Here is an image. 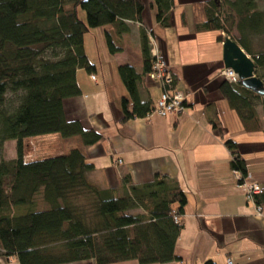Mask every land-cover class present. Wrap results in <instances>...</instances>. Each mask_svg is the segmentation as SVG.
Returning <instances> with one entry per match:
<instances>
[{
	"label": "trees",
	"instance_id": "obj_1",
	"mask_svg": "<svg viewBox=\"0 0 264 264\" xmlns=\"http://www.w3.org/2000/svg\"><path fill=\"white\" fill-rule=\"evenodd\" d=\"M264 0H208L195 4L196 33H218V42L232 38L255 62L264 83ZM156 8L161 29L173 27L175 0H0V255L19 264H166L179 257L176 242L184 228L186 200L180 189L156 194L150 187L132 189L116 198L88 181L94 166L75 147L64 155L27 160L29 140L57 134L78 136L92 146L101 135L79 120L66 118L64 102L81 95L77 72L92 74L85 52L91 29L113 26L128 32L127 22L143 25L144 73L149 77L154 58L144 13ZM86 13V22L81 17ZM111 53L117 51L106 32ZM128 94L123 99V121L147 118L155 112L151 102L137 95L141 75L134 67H119ZM95 76V75H94ZM93 77V76H92ZM174 78V74H173ZM219 91L250 133L264 132V96L223 77ZM175 85L177 82L175 81ZM178 85V84H177ZM17 104L7 110L8 94ZM13 101H9L11 105ZM186 103L184 104L185 107ZM262 111V114L260 111ZM214 128L222 130L213 122ZM15 141L17 158H4L6 142ZM225 145L231 166L243 183L248 165L232 140ZM164 179L159 183L162 185ZM264 214V188L253 196ZM48 208L39 210L38 202ZM143 209L142 214L131 211ZM178 218V221L175 220ZM205 264H217L208 260Z\"/></svg>",
	"mask_w": 264,
	"mask_h": 264
},
{
	"label": "crops",
	"instance_id": "obj_2",
	"mask_svg": "<svg viewBox=\"0 0 264 264\" xmlns=\"http://www.w3.org/2000/svg\"><path fill=\"white\" fill-rule=\"evenodd\" d=\"M200 1L208 2L175 0L173 27L166 30L155 19L156 8L147 3L144 13V26L154 34L161 57L186 94L184 109L168 117L153 112L147 118L123 121L122 101L127 98L131 106L132 99L119 67L130 65L141 75L137 83L140 101L156 106L163 91L159 81H152L144 73L143 25L127 22L129 29L123 34L113 26L91 29L84 43L95 70L92 74L83 69L77 72L81 95L66 100L64 109L69 121H81L102 138L92 146H84L79 137L73 139L75 142L64 138L62 141L68 143L56 156L69 152L64 149H81L94 166L87 174L88 181L119 199L144 186L153 191L152 197L174 187L180 189L186 204L184 228L175 249L179 260L166 264H205L208 260L217 264H264V214L259 213L235 176L230 165L233 158L225 145L226 140L238 144L248 165L250 177L246 182L264 188V132H247L219 91L223 43L218 42V33H196L194 12ZM106 32L115 44V53L109 50ZM93 75L96 81L91 80ZM213 122L219 124L220 132ZM12 142L15 157L11 159H15L17 143ZM29 142L32 144L35 138ZM28 151L27 160L42 158L40 153ZM131 213L142 214L143 209ZM0 264L19 261L0 255Z\"/></svg>",
	"mask_w": 264,
	"mask_h": 264
},
{
	"label": "built area",
	"instance_id": "obj_3",
	"mask_svg": "<svg viewBox=\"0 0 264 264\" xmlns=\"http://www.w3.org/2000/svg\"><path fill=\"white\" fill-rule=\"evenodd\" d=\"M149 41L151 43V51L154 58V66L153 70L149 74V78L152 81H159L162 84L163 91L162 95L159 97L156 102L155 113L162 117H168L170 114L179 113L184 109V104L186 102V94L183 90L174 82L173 72L171 66L166 62L160 55V51H158L156 41L154 37L150 35ZM220 76L227 80L229 83H239L241 80L238 75L234 72V70H228L223 68ZM92 79H96V76L93 75ZM238 180L241 179L240 174L235 173ZM250 176L247 177L248 180ZM246 180L241 183L242 187L247 189V195L251 199H253L255 195H259L262 193L263 188L254 183L246 182ZM259 213H262V208H258ZM175 220L178 221V218L175 217ZM229 264H232L230 261Z\"/></svg>",
	"mask_w": 264,
	"mask_h": 264
},
{
	"label": "water",
	"instance_id": "obj_4",
	"mask_svg": "<svg viewBox=\"0 0 264 264\" xmlns=\"http://www.w3.org/2000/svg\"><path fill=\"white\" fill-rule=\"evenodd\" d=\"M223 48L224 68L234 70L244 87L264 96V83L256 75L254 60L232 38H226Z\"/></svg>",
	"mask_w": 264,
	"mask_h": 264
},
{
	"label": "rangeland",
	"instance_id": "obj_5",
	"mask_svg": "<svg viewBox=\"0 0 264 264\" xmlns=\"http://www.w3.org/2000/svg\"><path fill=\"white\" fill-rule=\"evenodd\" d=\"M261 4H262V7L264 8V1ZM81 17L86 22V13L84 11H81ZM209 33H211V32H209ZM215 33L216 32H213V35H215ZM263 41H264V39L263 40L261 39L258 43L262 44ZM222 69H221V71H222ZM96 79H92V77H91L92 81H96ZM7 98L9 101L10 100L13 101V103L11 105L8 104L9 103V101H8V103L5 107L7 110H9V108H11L12 106H15L17 104L18 100H17V96H14L10 93L8 94ZM76 137H78V136H74V138H76ZM74 138H70L72 140H69V141H74L73 140ZM62 140H64V139L60 135H57V134L42 136L39 138H35V142H33L31 144L29 149H31L32 154L40 153V157H42V158L43 157H54L57 155V151L62 150L64 148V146L66 145V143H68V142H64ZM14 147H15L14 142H12V141L6 142V144L4 146V151H3L5 160L10 161L11 158L15 157ZM64 150H63V152L69 151V149H64ZM38 206H39V210H44L47 207V205L42 203L41 201L38 202Z\"/></svg>",
	"mask_w": 264,
	"mask_h": 264
}]
</instances>
